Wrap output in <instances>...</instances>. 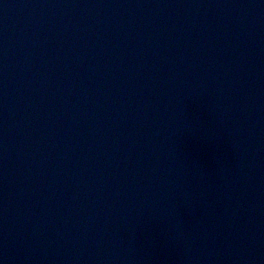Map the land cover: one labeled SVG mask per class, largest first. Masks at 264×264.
<instances>
[{
	"label": "water",
	"instance_id": "1",
	"mask_svg": "<svg viewBox=\"0 0 264 264\" xmlns=\"http://www.w3.org/2000/svg\"><path fill=\"white\" fill-rule=\"evenodd\" d=\"M0 264H264V0H0Z\"/></svg>",
	"mask_w": 264,
	"mask_h": 264
}]
</instances>
